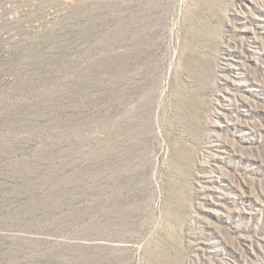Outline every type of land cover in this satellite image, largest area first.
<instances>
[{
	"label": "rangeland",
	"instance_id": "1",
	"mask_svg": "<svg viewBox=\"0 0 264 264\" xmlns=\"http://www.w3.org/2000/svg\"><path fill=\"white\" fill-rule=\"evenodd\" d=\"M0 264H264V0H0Z\"/></svg>",
	"mask_w": 264,
	"mask_h": 264
}]
</instances>
